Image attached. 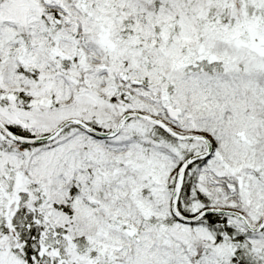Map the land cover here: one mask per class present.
I'll list each match as a JSON object with an SVG mask.
<instances>
[{
  "label": "snow or ice",
  "instance_id": "snow-or-ice-1",
  "mask_svg": "<svg viewBox=\"0 0 264 264\" xmlns=\"http://www.w3.org/2000/svg\"><path fill=\"white\" fill-rule=\"evenodd\" d=\"M0 264H264V0H0Z\"/></svg>",
  "mask_w": 264,
  "mask_h": 264
}]
</instances>
